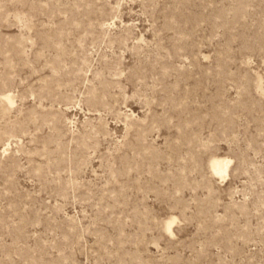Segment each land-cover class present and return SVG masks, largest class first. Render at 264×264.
I'll return each instance as SVG.
<instances>
[{
	"label": "rangeland",
	"instance_id": "obj_1",
	"mask_svg": "<svg viewBox=\"0 0 264 264\" xmlns=\"http://www.w3.org/2000/svg\"><path fill=\"white\" fill-rule=\"evenodd\" d=\"M0 264H264V0H0Z\"/></svg>",
	"mask_w": 264,
	"mask_h": 264
},
{
	"label": "bare ground",
	"instance_id": "obj_2",
	"mask_svg": "<svg viewBox=\"0 0 264 264\" xmlns=\"http://www.w3.org/2000/svg\"><path fill=\"white\" fill-rule=\"evenodd\" d=\"M6 96L9 97V95H6ZM229 163H230V159H226V158H215V159H213L211 161V167H212L213 172L216 175H218V176H224L228 172ZM175 222H176V218L175 217L174 218H170L169 220L166 221V230H167V232L169 234H172V235L174 234L173 225H174Z\"/></svg>",
	"mask_w": 264,
	"mask_h": 264
}]
</instances>
